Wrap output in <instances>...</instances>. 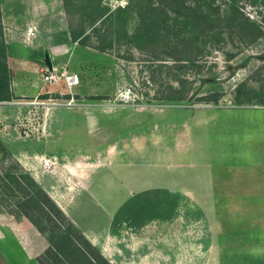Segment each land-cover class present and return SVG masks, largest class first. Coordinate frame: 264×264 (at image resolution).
Segmentation results:
<instances>
[{"label": "rangeland", "instance_id": "1", "mask_svg": "<svg viewBox=\"0 0 264 264\" xmlns=\"http://www.w3.org/2000/svg\"><path fill=\"white\" fill-rule=\"evenodd\" d=\"M131 1L57 0L29 23L36 40L23 34L31 19L20 17L21 0H0L18 30L28 28L20 41L4 36L12 98L0 100V138L10 149L4 165L20 162L115 264H166L174 209L196 208L174 199L173 181L195 182L199 170L174 167L200 161L206 149L205 161L230 168L228 178L233 168L264 164V0H215L213 12L210 0H193L192 16L207 19L173 30L162 18L167 11L175 23L177 11L160 17ZM236 8L261 25L259 36ZM160 27L171 30L166 39ZM72 30L84 34L73 39ZM195 111L211 119L196 126V149L179 153L173 123ZM15 215L0 205V225ZM39 232L37 260L49 246Z\"/></svg>", "mask_w": 264, "mask_h": 264}, {"label": "crops", "instance_id": "2", "mask_svg": "<svg viewBox=\"0 0 264 264\" xmlns=\"http://www.w3.org/2000/svg\"><path fill=\"white\" fill-rule=\"evenodd\" d=\"M55 1L21 0L19 6L24 13L20 17L31 19L25 22L29 29L23 28L28 29L24 32L18 30L19 24L14 25L16 16L13 14L7 17L4 3L1 4V24L6 40L10 38L20 41L22 34L19 32H23L27 39L39 40L42 35L29 23H36V15L42 17L46 9H52ZM210 116L195 111L178 123H173L174 130L179 132L177 152L189 155L196 149L198 136L195 128L211 119ZM182 130L186 135L181 138ZM202 139L206 141L204 135ZM205 152L206 156H201L200 161L195 159L189 161L187 166L174 167V171L178 172L182 169L199 170L195 182L190 179L189 183H185L176 176L173 181L174 199L196 202V208L174 209L172 260H167L166 264H264V206L257 204L264 201V164L255 165V172L253 168L243 166L236 170L233 168L235 175L228 178L225 172L230 168L219 164L215 170L214 163L207 162L210 158L207 149ZM15 216L6 226L0 225L4 231L8 227L11 233L0 234V264H37L38 228L28 217L19 214ZM8 233L10 236L7 239ZM40 237L44 238L42 234ZM3 239H7L8 243ZM101 247L108 249L110 256L114 252L111 246L106 248L101 244ZM103 253L108 257V254ZM109 259L115 264L114 260Z\"/></svg>", "mask_w": 264, "mask_h": 264}, {"label": "trees", "instance_id": "3", "mask_svg": "<svg viewBox=\"0 0 264 264\" xmlns=\"http://www.w3.org/2000/svg\"><path fill=\"white\" fill-rule=\"evenodd\" d=\"M67 1V0H64ZM193 0H136L139 5H149L160 9V17L166 9H174L178 12L177 20L171 23L172 18L166 11L162 21L168 26L177 23L184 26L192 23L198 26L199 19L206 18L205 14H196L194 12ZM233 1V0H231ZM135 0L131 1L133 4ZM192 2V3H191ZM157 3V4H156ZM211 11L215 8V0L208 1ZM186 10L185 12H182ZM213 12V11H212ZM235 14L243 16V20L249 24L256 36L261 34L262 28L257 21L236 8ZM162 15V16H161ZM210 16V15H209ZM145 19V18H144ZM207 19V18H206ZM212 20V19H211ZM154 21V20H153ZM195 21V23L193 22ZM185 26V27H186ZM172 29V27H171ZM173 30V29H172ZM171 30L160 27L157 32L160 38L166 39ZM84 34V30L71 31L73 39H79ZM157 36V38H158ZM187 37L184 38V41ZM188 40V39H187ZM178 44V41H175ZM187 42V41H186ZM8 45L4 38L2 24H0V100L11 99V76L12 72L8 65ZM184 58H178V60ZM195 60L194 56L186 58ZM207 79H204V81ZM215 80V79H214ZM172 100L179 101L185 98V95L170 96ZM219 95L214 96L218 101ZM10 149L7 143L0 138V159L3 167L0 168V205L4 208H10V212L28 217L34 225L46 236L49 246L38 260L41 264H113L101 250L87 238L70 219L63 208L56 202L51 194L35 179L32 174L23 168L17 160H12L9 165L4 162ZM12 208V210H11Z\"/></svg>", "mask_w": 264, "mask_h": 264}, {"label": "water", "instance_id": "4", "mask_svg": "<svg viewBox=\"0 0 264 264\" xmlns=\"http://www.w3.org/2000/svg\"><path fill=\"white\" fill-rule=\"evenodd\" d=\"M45 59H46L47 64L50 67H52V62H51V59H50V54L48 52L45 53Z\"/></svg>", "mask_w": 264, "mask_h": 264}, {"label": "built area", "instance_id": "5", "mask_svg": "<svg viewBox=\"0 0 264 264\" xmlns=\"http://www.w3.org/2000/svg\"><path fill=\"white\" fill-rule=\"evenodd\" d=\"M45 73H43V75H44ZM53 76V74H50V75H46L45 77L46 78H49V77H52Z\"/></svg>", "mask_w": 264, "mask_h": 264}]
</instances>
